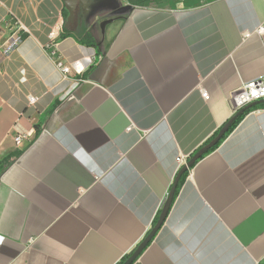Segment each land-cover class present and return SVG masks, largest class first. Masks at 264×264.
Segmentation results:
<instances>
[{"label": "crops", "instance_id": "0c3cea01", "mask_svg": "<svg viewBox=\"0 0 264 264\" xmlns=\"http://www.w3.org/2000/svg\"><path fill=\"white\" fill-rule=\"evenodd\" d=\"M117 1L91 0L69 32L63 0H0V264H118L151 229L177 158L264 75V0ZM263 260L260 108L188 170L133 264Z\"/></svg>", "mask_w": 264, "mask_h": 264}, {"label": "water", "instance_id": "95a60500", "mask_svg": "<svg viewBox=\"0 0 264 264\" xmlns=\"http://www.w3.org/2000/svg\"><path fill=\"white\" fill-rule=\"evenodd\" d=\"M64 3V9L67 12L68 16L65 21V28H67L70 24H72L73 19H74V11L76 7L79 5L80 7H84L85 9L89 8V4L91 3V0H63ZM264 103L263 101H257L253 102L242 109H240L218 132L216 137L209 142L207 145L203 146L200 148L196 153H194L191 158L186 162L184 166L180 168V170L177 172L172 185L170 187V190L168 192L167 197L165 198L163 205L159 211L157 220L153 227L149 230V232L146 234V236L139 242L137 247L133 250L131 255L122 263V264H133L139 256L143 253V251L147 248V246L152 242V240L155 238L156 234L159 232L161 227L163 226L167 215L171 209L173 199H174V194L176 191V187L178 184V181L180 177L193 168V166L196 164V162L205 154L207 153L210 149L215 147L220 140L223 138V136L227 133L229 127L232 125V123L235 121L237 117L242 115L245 111L249 110L252 107H255L258 104Z\"/></svg>", "mask_w": 264, "mask_h": 264}, {"label": "built area", "instance_id": "2783aa9c", "mask_svg": "<svg viewBox=\"0 0 264 264\" xmlns=\"http://www.w3.org/2000/svg\"><path fill=\"white\" fill-rule=\"evenodd\" d=\"M257 33L264 34V24L257 29ZM248 36L249 34H245L244 37H248ZM50 37L51 39L53 38L52 35ZM20 41H21L20 36L12 37L8 44L6 52L8 53L12 51L20 43ZM52 55H54V52H52ZM56 66L63 75L68 74L69 69L68 67L64 66L62 62L58 61L56 63ZM202 97L206 99V94H203ZM263 100H264V75L255 80L242 84L241 87L230 96V102L232 105L233 114H236L240 109L253 102L263 101ZM26 138L27 137L24 134H18L13 138V142L16 145H19L21 142L26 140ZM185 164L186 162L183 157L177 158L178 169H180ZM163 202H161L158 211H160Z\"/></svg>", "mask_w": 264, "mask_h": 264}, {"label": "trees", "instance_id": "16d2710c", "mask_svg": "<svg viewBox=\"0 0 264 264\" xmlns=\"http://www.w3.org/2000/svg\"><path fill=\"white\" fill-rule=\"evenodd\" d=\"M161 0H126V4L130 5V6H140V7H145V6H149L151 4H154V3H158L160 2ZM107 4H109L110 6L112 7H117L118 6V1L117 0H107ZM106 6V5H105ZM68 14L67 12L64 10V20L66 21V18H67ZM75 22V21H74ZM66 29H68V31H72L71 29V25H69ZM68 33H65V34H69ZM63 34V36L65 35ZM81 44L87 46V47H93V48H96L97 47V43L91 38L90 35H84L83 36V39L79 40ZM260 108H264V103L262 104H258L256 105L255 107H252L250 108L249 110L245 111L242 115H240L239 117H237L235 119V121L232 123V125L229 127L227 133L223 136V138L220 140V142L215 146L213 147L212 149H210L207 153H205L199 160H201L202 158H204L206 155H208L209 153L213 152L218 146L219 144L227 137V135H229L232 130L237 126V124L240 122V120L246 115L248 114L249 112L255 110V109H260ZM235 114H233L224 124L223 126L234 116ZM221 126L209 139H207L194 153H196L200 148H202L203 146L207 145L209 142H211L215 137L216 135L218 134V132L220 131V129L223 127ZM198 160V161H199ZM197 161V162H198ZM196 162V163H197ZM3 164L4 166L10 164V158H6L4 159L3 161ZM187 174H188V171L185 172L179 179L178 181V184H177V187H176V191H175V194H174V199L178 193V190L180 189L182 183L185 181L186 177H187ZM173 199V201H174ZM159 214V212H158ZM158 214L157 216L155 217L153 223H152V226L151 228L153 227V225L155 224L156 220H157V217H158ZM149 232V231H148ZM147 232V233H148ZM146 236V235H145ZM137 247V246H136ZM135 247V248H136ZM134 248V249H135ZM133 249V250H134ZM133 250L128 254L126 255L123 259H121V261L118 263V264H122L130 255L131 253L133 252ZM260 264H264V260L260 263Z\"/></svg>", "mask_w": 264, "mask_h": 264}, {"label": "flooded vegetation", "instance_id": "af4514ba", "mask_svg": "<svg viewBox=\"0 0 264 264\" xmlns=\"http://www.w3.org/2000/svg\"><path fill=\"white\" fill-rule=\"evenodd\" d=\"M100 2H101V0H97V3H94V5H92L91 8H96L97 9L99 6H101L100 5L101 4ZM83 9H84V7H80L79 5L76 7V9L74 11V19H73V22L75 21V18L76 17L79 18L78 14L79 13L81 14ZM73 22H72V24H73ZM72 24H70V25H72Z\"/></svg>", "mask_w": 264, "mask_h": 264}]
</instances>
